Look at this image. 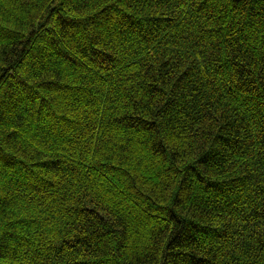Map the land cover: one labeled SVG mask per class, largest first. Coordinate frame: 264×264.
Wrapping results in <instances>:
<instances>
[{
	"label": "trees",
	"instance_id": "trees-1",
	"mask_svg": "<svg viewBox=\"0 0 264 264\" xmlns=\"http://www.w3.org/2000/svg\"><path fill=\"white\" fill-rule=\"evenodd\" d=\"M0 264H264V0H0Z\"/></svg>",
	"mask_w": 264,
	"mask_h": 264
}]
</instances>
